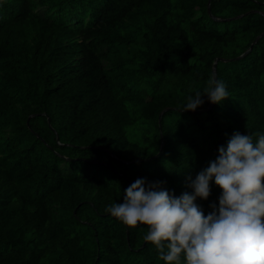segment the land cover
<instances>
[{
    "label": "trees",
    "instance_id": "trees-1",
    "mask_svg": "<svg viewBox=\"0 0 264 264\" xmlns=\"http://www.w3.org/2000/svg\"><path fill=\"white\" fill-rule=\"evenodd\" d=\"M262 34L264 0H0V264H164L104 209L264 134ZM214 70L229 98L181 111Z\"/></svg>",
    "mask_w": 264,
    "mask_h": 264
},
{
    "label": "clouds",
    "instance_id": "clouds-1",
    "mask_svg": "<svg viewBox=\"0 0 264 264\" xmlns=\"http://www.w3.org/2000/svg\"><path fill=\"white\" fill-rule=\"evenodd\" d=\"M229 98L226 85L210 76L203 93L188 96L181 111L195 112L205 104ZM232 134L227 146L196 177H188L176 196L166 181L136 179L123 202L104 211L130 228L144 225L145 242L154 246L164 264H264V134ZM221 189L219 204L205 215L197 200H208L211 183Z\"/></svg>",
    "mask_w": 264,
    "mask_h": 264
},
{
    "label": "water",
    "instance_id": "water-1",
    "mask_svg": "<svg viewBox=\"0 0 264 264\" xmlns=\"http://www.w3.org/2000/svg\"><path fill=\"white\" fill-rule=\"evenodd\" d=\"M210 2H211V0H210ZM262 35H264V34H262ZM262 35H261V36H262ZM261 36H259V37L255 40V42L253 43V45L257 43V41L260 39ZM253 45H252V46H253ZM243 56H244V55H242V57H243ZM213 76L217 79L216 70L213 71ZM211 106H212V103L210 104V107H209L207 110H204V111H209V109L211 108ZM204 111H203V110H199V111H196V112H204ZM161 154H162V150L160 151L159 155H161Z\"/></svg>",
    "mask_w": 264,
    "mask_h": 264
}]
</instances>
